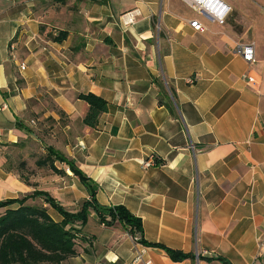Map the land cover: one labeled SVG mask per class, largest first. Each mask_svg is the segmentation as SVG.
<instances>
[{
  "label": "crops",
  "instance_id": "crops-1",
  "mask_svg": "<svg viewBox=\"0 0 264 264\" xmlns=\"http://www.w3.org/2000/svg\"><path fill=\"white\" fill-rule=\"evenodd\" d=\"M218 1L222 24L182 0H0V201L38 190L76 213L89 200L62 164L64 176L35 188L5 170V151L27 137L18 122L64 116L55 149L96 203L138 218L146 243L194 256L172 262L89 209L62 264H264V0ZM250 43L247 64L234 49ZM89 93L107 104L93 128L78 99Z\"/></svg>",
  "mask_w": 264,
  "mask_h": 264
},
{
  "label": "trees",
  "instance_id": "trees-1",
  "mask_svg": "<svg viewBox=\"0 0 264 264\" xmlns=\"http://www.w3.org/2000/svg\"><path fill=\"white\" fill-rule=\"evenodd\" d=\"M50 4L60 7L66 4V0H50ZM65 38L66 32L62 31L54 37L50 36V40L54 43H60ZM78 99L87 106L82 125L93 128L98 117L106 112V102L90 93L81 94ZM53 120L47 118L46 122ZM67 122L68 120L64 116H60L56 121V125L61 127ZM17 129L24 130L28 137L32 133L28 127L20 122L17 124ZM24 140L14 144V146L10 145V147L19 149L21 147L23 149L27 146V137ZM5 159V170L7 172L16 175L26 186H35L27 176H18L11 168H8L9 157L6 153ZM55 163L64 165L78 179L88 193L89 200L82 203L80 210L76 213L65 211L47 193L38 190L17 199L0 201V210H3L0 214V264H62L67 259L74 257L80 234L78 226L82 228L86 223L89 209L97 215L100 224L104 226H111L114 223L119 224L131 236H140L138 242L143 246L163 250L172 262L194 259L191 254L172 250L159 244L146 243L142 239L140 220L132 216L124 207L98 205L94 198V185L74 166L72 160L52 146L44 147V151L37 157L34 165L37 169L46 170L53 176H64V170L58 169ZM35 200H40L42 203L35 205L33 204ZM48 208L56 211L61 217V221H54L47 213ZM197 259L203 261L205 258L198 256ZM215 260L220 264H230L222 258H216ZM205 261L209 262L211 260L205 259Z\"/></svg>",
  "mask_w": 264,
  "mask_h": 264
},
{
  "label": "rangeland",
  "instance_id": "rangeland-1",
  "mask_svg": "<svg viewBox=\"0 0 264 264\" xmlns=\"http://www.w3.org/2000/svg\"><path fill=\"white\" fill-rule=\"evenodd\" d=\"M28 123V128L32 133L29 137L27 136V148H11L5 153L9 157L8 168H11L18 176H27L37 187L43 183H50L51 181H48V179L51 176L53 177V175L46 170L37 169L34 162L41 155V152L44 151L45 146H52L54 149L59 148V144H62V141L59 142L62 137L59 132L60 126H57L54 120L46 122V120L37 118L33 119L32 122L28 121ZM35 186L32 188H35ZM50 186L52 185L49 184L43 187L47 189ZM33 204L39 205L41 202L40 200H35Z\"/></svg>",
  "mask_w": 264,
  "mask_h": 264
},
{
  "label": "built area",
  "instance_id": "built-area-1",
  "mask_svg": "<svg viewBox=\"0 0 264 264\" xmlns=\"http://www.w3.org/2000/svg\"><path fill=\"white\" fill-rule=\"evenodd\" d=\"M184 4L190 7L198 14L206 13L212 20L218 24H222L224 18L228 13V8L220 3L218 0H182ZM137 12H128L120 16V23L123 26L131 25L134 23V18ZM189 26L198 32L203 31L202 26L197 22H190ZM253 44H240L234 49V53L239 55L241 59L247 63L252 64L254 62ZM22 67V66H21ZM247 83H253V79L246 78ZM258 259H264V248L261 246L257 255ZM134 264V263H131Z\"/></svg>",
  "mask_w": 264,
  "mask_h": 264
}]
</instances>
